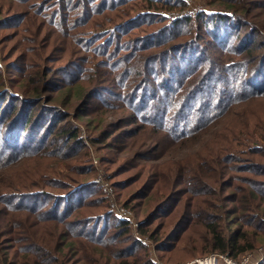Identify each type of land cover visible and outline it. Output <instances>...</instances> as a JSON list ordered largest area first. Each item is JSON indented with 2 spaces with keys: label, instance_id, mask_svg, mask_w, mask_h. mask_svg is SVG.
<instances>
[{
  "label": "trees",
  "instance_id": "16d2710c",
  "mask_svg": "<svg viewBox=\"0 0 264 264\" xmlns=\"http://www.w3.org/2000/svg\"><path fill=\"white\" fill-rule=\"evenodd\" d=\"M0 1L19 6L9 18L0 20V25L9 19L11 26H20L31 16L59 32L69 29L72 48L64 55L69 66L85 57L88 63L78 71L81 76L82 72L95 70V62L126 64L125 59L132 54L141 59L133 61V68L122 66L123 71L130 70L128 76L122 72L123 95L133 94L137 98L135 107L128 109L136 122L159 128L168 140L180 147L196 136L206 135L210 126L219 122L233 106L264 99V44L261 45L264 40H257L264 39V0H196L223 10L213 13L202 10L195 16L181 13L173 26L166 23L162 13L186 11L188 6L184 0ZM99 16L104 20H98ZM194 26L197 28L193 35H179L181 32L177 29L183 27L185 32V27ZM85 32L89 36H84ZM128 34H135L134 39L125 40ZM202 40H211L209 47H217L225 54V65L219 67V60H211L197 49L199 45L194 44ZM81 49L85 55L76 52ZM140 52L147 54L138 56ZM233 53L236 54L230 59L228 55ZM124 55L128 56L122 59ZM72 81V77L67 79L70 85ZM65 88L59 86L56 90ZM42 91L37 89L23 96L36 100L35 107L27 111L24 104H10V92L0 93V176H5L1 173L7 171L4 169L8 165L21 159L45 158L43 153L51 142L58 143V155L66 153L64 145L68 139L79 136L73 126L68 127L67 116L59 118L54 129L38 127L44 121L38 110L44 101ZM86 96L87 92H81L69 97L68 102L84 101ZM253 97L256 98L251 100ZM53 98L48 97L46 101L50 103ZM129 101L133 99L130 97ZM61 107L68 109L65 105ZM160 112H164L163 117L159 116ZM236 121V125L226 126L234 130L226 129L211 136L202 148L203 153L188 159L186 165H179L187 174L191 172L189 168H198L199 178L190 184L200 186L199 193L206 192L209 205L204 203L198 207L200 211L196 215L183 216L187 208H180L177 213V202H182L186 195L177 196L182 194L179 192L186 193L189 185L179 179L175 180L176 188L168 192L145 191L140 197L138 207L144 213L138 232L156 246L159 255L170 251L172 243L181 240V243L189 241V247L203 248L195 254L191 247L190 252L184 247L182 251L187 257L184 260L219 253L228 254L237 262L264 246V163H244L231 152L234 145L245 147L257 135L264 137V120L255 111H247ZM248 125H254L253 132L242 129ZM239 128L242 130L237 135L235 131ZM43 133H49L51 138L42 142ZM209 144L214 147L209 148ZM57 161L61 160L57 158ZM229 169L244 175L241 178L247 185L244 190L233 191L234 180ZM34 173L29 168L24 171L26 177ZM45 176L51 177L40 170L36 174L38 184L13 186L10 190L0 181V264H155L146 242L135 237L131 222L115 211L118 208L130 211V204L135 201L131 193L126 197L123 194L130 188L128 183L119 188L122 192L112 210L104 200L105 192L101 191L106 202L103 206L101 201H94L91 195L97 189H91L90 182L85 181L88 179L82 178L84 181L70 187L55 188ZM67 177L62 174L63 179L68 180ZM179 178L183 176L179 174ZM122 197L125 198L121 203ZM169 203H172L171 210L162 212ZM171 220L177 225L164 234L165 223ZM158 221L161 222L156 225ZM260 264H264V259Z\"/></svg>",
  "mask_w": 264,
  "mask_h": 264
},
{
  "label": "rangeland",
  "instance_id": "374dc122",
  "mask_svg": "<svg viewBox=\"0 0 264 264\" xmlns=\"http://www.w3.org/2000/svg\"><path fill=\"white\" fill-rule=\"evenodd\" d=\"M184 1L188 6L186 11L162 13L167 18V21H162L169 22V25L173 26L179 20L181 13L195 16L202 10L211 13L223 10H216L214 7L204 5L196 0ZM18 8L19 6L14 2L11 4V1L7 3L0 1V20L9 18L10 15L18 11ZM108 14L112 16V13ZM97 19L104 20V17L99 16ZM37 20L28 16L20 25L21 27L11 26V24H8L9 19H7L8 22L0 25V93L10 92L12 100L8 98L7 104H9V100L10 104H24V108L27 111L35 107L36 100L24 99L23 96L37 89L43 90L44 101L42 104L40 103L38 110L43 114L42 119L44 121H41L40 124L37 123L38 127L45 128V126H50L51 129H54L59 118L67 116L68 127L73 126L74 132H78L79 136L68 139L67 144L64 145L66 153L62 155H58V143L51 142L49 148L43 153L45 158L43 157L41 160L21 159L8 165L9 167L4 169L7 171L1 173L5 176H0V181L5 184L6 190H10V187L13 186L15 188L35 186L39 182L36 174L40 170L46 175H51V177H45L55 188L70 187L80 181H84L82 178H86L88 180L85 181L90 182L91 189H97V192L91 195L94 196V201H101V206L108 201L111 209L114 210L118 203V195L122 192L119 188L128 183L130 188L123 191V194L126 197L127 194L131 193V197L135 201L130 204V211L127 210L129 208H118L115 211L131 222L135 237L146 242L151 250V259L155 264H228L222 259L224 254L219 253H210L193 260H184L187 258L185 251H182L184 247H188V252L191 251V247L196 252L195 254H199L203 250V248L195 246L189 247V241H184L185 243H181V240L177 243L174 242L170 251L159 255L155 249L156 246L146 240V238H143L138 232V225L144 213L142 212V207H138V204L141 201L140 197L145 191L156 193L159 190L162 192L167 190L168 192L176 188L175 180L179 179L186 180L189 185H186V190H188L186 193L179 192L182 194L177 196L179 198L183 197L184 194L186 195L182 202H177V205L179 204L177 213L180 208H187V212L182 213L183 216L196 215L200 211L198 207L201 208L204 203L209 205L208 202L210 201L205 196L206 192L199 193L201 191L200 186H195L194 183L190 184L199 178L198 168L196 166L189 168L191 172L187 174L184 171L185 169H179V165H186L188 159H195L199 152L203 153L204 150L202 148L209 143L211 136L214 137L218 132H223L226 129L234 130L226 126L236 125L237 117L247 111H255L257 116L264 120V99L253 101L251 104L250 100H247L233 106L221 116L222 119L219 122H215L214 125L210 126L209 132V129H207L208 133L206 135L201 138L196 136L186 146L180 147V145L174 144L175 142L168 140L164 134L165 132L157 130L159 128L147 127L148 125L136 122L135 115L131 114L128 109L130 106L135 107L137 98L133 94L129 97H124L123 95L125 83L122 80V72L123 76H128L130 70L123 71L122 66L133 68L135 64L133 61L141 59L130 53L129 55L132 54L131 57L129 56L130 58H126L128 55L122 57V59L126 58L124 61L126 64L115 62L105 65L104 62H95L93 64L95 70L89 69L80 73H84L81 76L78 71L85 67V62L88 63L85 57L78 63L69 66V62L67 63L64 55L66 51H70L72 48L69 29H66V32H59L52 25L43 23L41 19ZM30 28L33 31H30ZM194 28H197V26L193 28L185 27V32H182L183 27L177 30L181 32L179 35L190 36L193 35ZM83 34L84 36H89L88 32ZM134 37L135 34H128L124 36V39L130 41ZM257 40L264 39L259 38ZM211 42V40H202L201 43H195L194 45H199L197 49L202 51V54L207 56V58L219 60V67L225 65V54L219 51L217 47H209ZM263 44L264 42L261 45ZM76 52L85 55L82 49ZM236 53L228 55L229 58L232 59ZM257 53L260 54L261 52L257 51ZM145 54L147 53H137L138 56ZM75 67L80 68L74 69ZM75 73L78 75H74ZM136 73L138 74L137 70ZM24 77L25 79H22ZM71 77L73 81L70 85L67 79ZM48 80L52 82L49 83ZM59 86L66 88L62 91H57L56 89ZM155 86H157L156 83H154ZM81 87L85 89L80 91ZM81 92L88 93L84 101L68 102L69 97L78 95ZM52 96L54 97L53 100L48 103L46 101L47 98ZM130 97L133 101L127 102ZM254 98L256 97L250 99ZM64 105L67 106V110L61 107ZM250 113L254 114V112ZM159 116L163 117L164 112H160ZM34 120H37V116ZM132 121L136 123L130 124L129 122ZM254 125H248V127L242 129L253 132ZM242 129H237L235 134L238 135ZM50 138L49 133H43L40 140L44 142ZM241 138L244 139L245 136L241 135ZM245 140L248 141V139ZM212 147L214 145L209 144V148ZM233 147L234 151H231L233 152L232 154L239 160L243 159L244 163L248 161L264 163L263 136L257 135L255 140L245 147H238L237 145ZM227 152L228 150L225 151V153ZM53 156H55V159ZM59 156L64 157L60 158ZM57 158L61 161H57ZM28 168L33 169L35 173L26 177L24 171ZM90 169L92 171L85 177L84 173ZM230 171L234 180L233 191L240 192L244 190L247 186L241 179L244 175L235 170ZM62 174L68 175V180L63 179ZM179 174L183 176V179L179 178ZM93 183H96L98 187ZM1 187L2 185L0 184ZM101 191L105 192L104 200H107L106 202L102 199ZM229 192L232 193V191ZM125 197H122L119 201L122 203ZM199 200H201L200 203ZM171 208L172 203H169L161 211L168 212ZM100 210L106 211L104 208ZM180 216H178V219ZM160 222L158 221L156 225ZM163 222H166V220ZM166 224L167 227L164 229V234L174 229L177 222L175 224L171 220L165 223V226ZM189 236L193 237L194 235L189 234ZM213 255L218 258H213ZM263 259L264 246H261L254 252L242 256L239 261L235 262L233 260L234 263L232 262V264H260Z\"/></svg>",
  "mask_w": 264,
  "mask_h": 264
},
{
  "label": "built area",
  "instance_id": "2783aa9c",
  "mask_svg": "<svg viewBox=\"0 0 264 264\" xmlns=\"http://www.w3.org/2000/svg\"><path fill=\"white\" fill-rule=\"evenodd\" d=\"M213 258H218L215 255L212 256ZM206 259V258H205ZM222 259H224L228 264H232V262L234 263V261L231 258H228V256H222Z\"/></svg>",
  "mask_w": 264,
  "mask_h": 264
}]
</instances>
